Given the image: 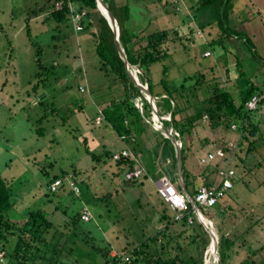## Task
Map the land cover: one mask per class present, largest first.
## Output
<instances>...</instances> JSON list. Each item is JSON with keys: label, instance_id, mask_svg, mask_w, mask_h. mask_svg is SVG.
<instances>
[{"label": "rangeland", "instance_id": "obj_1", "mask_svg": "<svg viewBox=\"0 0 264 264\" xmlns=\"http://www.w3.org/2000/svg\"><path fill=\"white\" fill-rule=\"evenodd\" d=\"M195 1L192 0V2ZM46 5L45 0H0V173L10 179V189L13 196L17 198L14 206L15 215L20 212L24 215L27 210L44 208L51 212L54 227L71 229L70 225L63 226L64 220L67 219L66 214L76 211L82 213L83 208L88 207L93 214L99 211L102 217L95 220L96 214L94 220L91 219L92 222L86 223L94 227L93 234L97 236L96 227L100 226L102 231L109 232H101L103 240L109 239L113 246L121 250L127 241L131 242L134 237L129 233L133 225H129L128 222L132 221L135 209L118 206L121 184L117 186V183H120L121 175L116 177L112 173L117 171V166L113 164L110 167L114 158L113 156L110 158L106 153L112 147L110 142L112 139H117V135L100 110L106 111V106L110 102L121 100L122 89L113 79L112 74L109 76L100 69L99 58L95 51V37L88 31L75 33L70 26H63L61 31L54 30V22L50 19L45 20L49 12L43 8ZM129 5L132 26L140 35L161 29H166L168 32L169 38L164 46L169 55L164 60L152 64L148 70L157 92L163 93V86L159 82L161 79L179 83L185 77H194L191 81L202 82L200 89L204 88L205 84L201 78L204 76L205 80L217 78L231 90L233 95H238L240 84L236 81L239 71L235 56L239 57L242 70L248 74H251L256 67L251 66L256 56L254 57L253 49L242 43L241 38L237 41L234 38L224 41L225 46L231 48L228 51L229 54L218 46L211 47V50L203 46L207 38L201 26L206 25L203 27L206 30L207 25L209 23L215 25L217 19L216 12L211 6L201 9L196 19L195 14L191 13V3L188 0H139ZM246 7L251 19L242 24H234V30L246 33L256 46L257 53L264 58V21L262 19L264 0H254L253 4L247 0L233 1V13L242 12ZM35 13L38 15H34ZM209 28L212 32H214L213 29L216 30L215 35L218 36V32L220 35V29L217 26L213 28L210 25ZM34 42L46 48L45 56L48 59L52 58L51 61L54 60L56 63L48 74H51L49 75L51 78L53 75L57 76L59 81L45 90L40 84L38 85L39 79L35 76L38 67L35 61ZM144 44L145 41H142V45ZM164 64L168 68L166 76H163ZM129 73L134 82L141 87L147 99L148 85L142 80L139 69L136 66H130ZM33 84L37 86L32 87ZM42 95H45L46 101H49L50 97L56 101L57 110L54 113L47 105H39L38 100ZM162 96L164 95L154 98L155 101L151 98L150 101L147 99L151 103L153 113L146 118L149 125L140 133V139H138L139 145L142 144L141 154L149 152L152 160L155 156L156 143L160 141L158 138L160 136L156 132L160 131L165 137L170 136L171 130V135H175L174 132H176L171 127L168 128L169 132L163 127V120H170L169 114L159 115L156 104L155 109L153 107V103ZM188 96L190 102H193L191 94ZM133 103L139 111L143 110L140 98H133ZM47 112L49 113L47 120H42L40 124L33 122L41 113ZM96 112L97 117L94 118ZM182 115L184 117L186 114ZM27 117L30 119L27 120ZM129 118L131 116H127V120ZM207 124L208 119L204 117L202 124L195 128L189 137L194 153L188 155L186 164L191 166L197 175H200L202 168L206 165L207 161L200 160V156H205L204 153L209 146L213 147L223 138L226 141L235 138L233 142H227L234 144L239 138L236 137V131L230 129L228 132H223L221 128L211 131ZM39 127L43 128L41 135ZM165 130L167 133L164 132ZM205 138L207 141L202 146L201 143ZM117 141L120 143L118 139ZM173 144L175 146L179 144V141H174ZM263 145L247 154V162L236 168V179L241 176L250 190L256 193L247 197V208L240 209L242 207L240 204L232 205L233 213L241 212L245 217H251L247 218L250 222L260 219L259 222L264 228ZM92 153L99 156V160H96ZM258 162L259 164L255 165ZM163 164L165 165V162ZM222 164L224 163L221 162ZM73 167L75 172H70L67 177H76L72 179L80 185L82 193L79 192V196L78 193L72 196L63 190L58 192L57 196L51 195L52 203L49 202V197L45 195V172H48L50 176L61 175L63 171ZM178 173L177 170V176H179ZM176 177L175 181H177ZM153 179H147L146 185L152 186ZM170 179L173 181L171 177ZM220 180L219 177L218 181ZM197 182L202 183L203 180L199 178ZM176 185L178 186L177 183ZM115 193L116 196H114ZM134 196L130 195L129 198ZM95 200L99 203L97 205L99 207L94 206ZM55 205L58 209L54 213ZM248 220L246 221L242 216L228 219L230 226L236 224L234 228L227 226L225 233L236 230L240 234ZM109 223L113 225L114 235L110 232ZM118 233V240L115 241L114 238ZM215 233L218 237L216 223ZM261 234L264 236V229ZM249 239L256 246L255 236H250ZM208 247L205 252L209 251ZM237 249L241 254L235 256L232 264H239L245 255L244 250L246 253V248L243 246H238ZM114 250L118 251L117 248ZM217 256L218 259L214 260L219 264L218 252ZM0 264H9L6 254L0 253Z\"/></svg>", "mask_w": 264, "mask_h": 264}, {"label": "trees", "instance_id": "obj_2", "mask_svg": "<svg viewBox=\"0 0 264 264\" xmlns=\"http://www.w3.org/2000/svg\"><path fill=\"white\" fill-rule=\"evenodd\" d=\"M56 1L58 0H45L47 5L43 8L49 10L45 20H52L55 24L53 29L61 31L63 26L73 27L69 8L70 3L74 12L84 11L85 13L80 20L81 30H76L74 27L73 29L76 33L88 31L95 37V51L99 58L100 69L109 76L112 74L113 79L121 86L122 99L110 102L106 106V111L100 110L108 120L107 122L111 123L116 135L122 137L121 139L124 141L126 148L123 150L128 151L126 155H121L123 150L120 151L119 158L114 159V165L117 166L116 173L121 174L124 171L122 174L125 179L136 180L134 177L128 178V172L137 169L144 171L145 167L144 169L141 166L137 167L138 161L135 156L141 150L138 141L140 133L149 125L146 118L153 113L152 106L145 98L140 87L131 78L120 55L119 46L123 49L130 66H136L139 69L141 78L147 83L151 94L155 98L164 95L157 99L155 103L158 109L157 113L159 115L161 113L169 114L170 120H163L164 127L167 129L171 127L178 133V136L173 135V137L181 143V172L186 188L191 178L186 169L188 166L186 162L189 158L188 155L194 153L191 148V139H189L192 131L202 124L204 117L208 119L207 126L211 131L221 128L223 132H228L231 125L236 124V129L240 132L237 142L235 141L237 146L232 160L230 161L228 157L207 161L204 166L211 167L215 176L218 175L219 177V170L234 169L233 186L213 206L200 209H202L201 211L206 218L216 223V231L219 233L217 237L219 264H232L235 256L241 254L237 249L238 246L246 248V253L244 250L245 255L239 264H264V236L261 234L264 228L259 222L260 219L250 222L247 218L251 217H245L241 212L233 213L232 205L240 204L242 205L240 209L248 207L247 197H249L250 187L246 185L241 176L236 179V168L238 165L241 167L247 162V154L261 148V144H264V108L262 110L260 108L250 110L246 105L247 101L255 94L260 97L261 101H264V58L257 53L256 46L246 33L234 30V24H242L244 21L251 19L247 10L249 5L242 12L233 13L234 0H196L195 2L188 0L191 3V13L195 16L201 9L208 6H211L216 12L215 25L209 23L206 30L203 29L206 25L201 26L207 38L203 45L206 46L205 48L211 50V47L218 46L225 53H228L231 48L225 46L224 41L229 38H234L237 41L241 38L245 46H248L251 50L253 49L254 57L256 56L254 58L255 62L251 64L252 67L256 66V69H253V71L255 70L254 73L253 71L251 74L244 72L241 68L242 62L237 55L235 56V63L239 71L236 81L237 84H240V87L238 95H233L231 90L227 89L217 78L215 80H205L201 74L199 76L204 81V88L200 89L202 82L191 81L194 77H185L179 83L161 79L159 82L163 86V93L155 90L154 82L149 77L148 70L152 64L164 60L169 55L167 48L164 46L169 36L166 29L140 35L133 28L131 6L129 4L139 2V0H103L117 22L118 37H116L108 21L100 12L97 0H60V8L55 7ZM253 1L250 0V4H253ZM34 15L38 14L35 13ZM195 18L198 19L197 16ZM262 19L264 21V17ZM210 25L213 28L217 26L220 29V35L219 32L218 36L215 35L216 30L213 29L214 32H212L209 28ZM142 41H145L144 45H142ZM33 44L35 45V61L38 67L35 76L36 79H39L38 85L40 84L45 90L59 81L57 76L52 74L51 78L49 76L51 74H48L50 69L56 66V63L54 60L51 61L52 58L48 59L45 56L46 48L45 50L42 45H38L39 43L34 42ZM162 69L163 76H166L167 65L164 64ZM254 76L258 78L254 79ZM34 85L32 87L37 86ZM188 94H191L194 99L193 102H190ZM44 96L42 95L38 100L39 105H47L54 113L57 110L56 101L53 97L46 101ZM136 97L142 100V111H139L133 103V98ZM182 114L186 115L183 117ZM127 116H131V118L127 120ZM48 117V112L41 113L33 122L40 124L42 120L45 121ZM28 119L30 118L27 117ZM39 130L41 135L43 128L39 127ZM156 133L160 136V141L156 143L155 161L151 159L146 162L145 160L144 164L149 169L154 170L157 162L160 165H164L163 162H165L166 167L162 170V174L169 175L174 181L177 176H175L177 170L175 146L170 137H165L160 131ZM206 141L207 138L201 143L202 146ZM128 145H130L131 150ZM217 148H222L225 153H230L233 150L225 138L215 143L211 147V152H214ZM86 150L91 153L88 149ZM106 153L112 158V153L107 151ZM205 156H200V160ZM95 158L99 160V156L96 155ZM221 162L224 164L221 165ZM258 164L259 162L255 165ZM70 172H75L74 167L63 171L61 175L50 176L48 172H45V195L49 197V202H51V195L57 196V193L63 190L74 196L76 192L70 185L71 181L76 183L80 192L82 191L80 185L74 180L75 176H73L74 179H72V176L67 177ZM141 174V176H145L143 173ZM56 179L61 180L59 189L51 191L49 186ZM9 181L10 179L0 173V253L6 254L9 264H204V251L211 241L204 225L192 211L190 212L193 218L192 223H188L187 214H184L180 220H176L159 194L160 201L158 204L164 206L160 218L164 222L163 227L143 239L138 240L136 236L133 237L134 240L127 241L125 247L118 250L117 254L111 255L112 242L103 240L102 230L99 226L96 227L98 232L95 236L93 234V232L95 233L94 227L86 224L92 222L91 219L94 220L92 212V217L88 221L81 218V211L67 213V219L64 220L63 226L70 225L71 229L54 227L51 212L44 208L27 210L24 215L21 212L15 215L14 206L17 198L13 196ZM220 183L221 180L216 185L212 183H206L205 185L220 186ZM178 188L180 189V185ZM246 191L247 193H245ZM79 195L80 193H78ZM78 199L81 200V198ZM57 209L58 207L55 205L54 213ZM99 213V211L96 212L97 216L101 217ZM240 216L246 221L248 220L246 227L240 234L236 230L226 234L227 226H230L228 219L240 218ZM218 220L219 223H217ZM235 224H232L230 228H234ZM250 236H255L256 246L253 245L252 241H249ZM125 254L129 256L128 261L120 262L121 256Z\"/></svg>", "mask_w": 264, "mask_h": 264}, {"label": "crops", "instance_id": "obj_3", "mask_svg": "<svg viewBox=\"0 0 264 264\" xmlns=\"http://www.w3.org/2000/svg\"><path fill=\"white\" fill-rule=\"evenodd\" d=\"M249 1L250 0H247V2H249ZM72 29H73V27H72ZM74 32L76 33L75 30H74ZM79 87H81V86H79ZM87 90H88V88H87ZM96 113L94 114L95 115L94 118L97 117ZM232 130L236 131V134H237L236 137H239V132L240 131L237 130L236 128L232 129ZM164 132H166V131H164ZM226 135H227V133H226ZM119 138H120V136L118 137V135H117V139L119 140L120 143H118L117 139H112V141L110 142V145L112 146L109 149L110 153H119L123 149H126L125 146H124V141L121 139L122 137L120 138L121 140ZM158 138L160 139V137H158ZM234 140H235V138H234ZM234 140H228L227 142L231 143ZM237 140H236V142H237ZM141 145H139L140 148H141ZM128 146L130 147V145H128ZM129 149H131V148H129ZM141 151H142V148L138 152L137 156H135L137 161H138V163L136 165H137V167H140V166L143 167V169L145 167L144 171L142 170L143 171L142 173L145 176H141L142 175L141 174L140 175L141 177L139 176L140 178L138 177V179L136 178V180H127V179H125V177L122 174V173H124V171L121 174L115 173L116 170L112 171V173L115 174L116 177L121 175V178L119 180L120 183H117V186L121 184V190H120V194H119L120 199L118 201L119 202L118 206L121 207V208L124 207V208L132 209V210L135 209L134 213H133L132 221H129L128 223H129V225L132 224L133 228H134V229L133 228L130 229L129 233L132 234L134 237L136 236V238L138 240L143 239L146 236H150V235L154 234L156 231L161 229L163 227V225H164V222L160 219L161 218V214H162V209H163L164 206L158 205V202L160 201V197L158 195L159 193L157 192L156 182H157V179L161 175H165V174H162V170L165 169V167H166L165 165H162V164H161L162 165L161 166L157 162L154 170L149 169L148 166L147 167L145 166L144 161L146 160V162H149L151 160V156L149 155V152H147L146 154H143V153L141 154ZM211 151H212V149L209 146V148H207V150H206V152L204 154L206 155L208 152H211ZM153 161H155V159H153ZM113 164H114V162H112L110 167H112ZM186 169H187L188 173L191 175V178L188 181L187 188L185 187V183H184L182 172H181V176H182L181 177V179H182L181 181L179 179V176H177V181H175V180L174 181L171 180V181L174 183V185L177 188L180 185V189L178 188V190H180L187 197V199H189V200L193 198V195H194L195 191L201 185H205L206 183L207 184L212 183L213 185L214 184L216 185L219 182L218 181L219 176L218 175L215 176V173L213 172L211 167H203L202 170H201L200 175H197V172L193 171L191 169V166H189V165L186 167ZM178 175H179V173H178ZM151 178H154L153 179V183H151L152 186L149 185V184L146 185V183H145L146 180L147 179H151ZM199 178H201L203 180L202 183H198L197 182V180ZM176 183L178 184V186L176 185ZM122 185H123V187H122ZM254 192L256 193V191H254V190L253 191H249L248 196L249 195L251 196V194L254 193ZM134 194H135V196H134ZM136 194L138 195L137 197H136ZM130 195H133L134 197L133 198H129ZM114 196H116V193H115ZM96 200L94 202V206L99 207V206H97V205H99V203H97ZM170 211H171V209H170ZM171 214H173V217H174V213L172 211H171ZM93 215L95 217L96 213L93 214ZM155 215H156V218L154 219ZM98 217L99 216H97V218ZM97 218H96V220H97ZM99 218L101 219V217H99ZM198 220L203 224V222L200 219H198ZM210 221L212 223V229L214 230V233H215V222H213L212 220H210ZM109 226L111 228L110 232H112L113 235H114L113 225L109 223ZM100 230H101V228H100ZM101 232L102 233H104V232L109 233L108 231H101ZM118 236H119V233L116 234V237L114 238L115 241L118 240ZM105 241H109V239H105ZM115 248H117V250H119V247H117L115 245L114 246L112 245L111 255L117 254V251L114 250Z\"/></svg>", "mask_w": 264, "mask_h": 264}, {"label": "built area", "instance_id": "obj_4", "mask_svg": "<svg viewBox=\"0 0 264 264\" xmlns=\"http://www.w3.org/2000/svg\"><path fill=\"white\" fill-rule=\"evenodd\" d=\"M61 1L58 0L55 3L56 8H60ZM69 8L71 10V21L73 23V27L76 30H81L82 26L80 24V20L82 16L84 15V11L74 12L72 10L71 3L69 4ZM247 107L250 110H254L257 108H260L261 110L264 108V101H261L260 97L258 95H253L246 103ZM141 108V107H140ZM139 108V109H140ZM142 111V110H141ZM160 121V120H159ZM160 123H162L160 121ZM237 128L236 124L231 125V129ZM172 133V130H171ZM176 136H178L177 132H174ZM173 135V134H172ZM179 144H181L179 142ZM233 148V150L230 153H225V151L222 148H217L214 152H208L205 156V158L202 159V161H212V160H220L224 158L232 160L233 154L235 152L237 143L235 144H229ZM128 154V151L123 150L121 155ZM120 153H115L113 155L114 159L119 158ZM142 170H134L130 171L127 174L128 178H137L141 175ZM219 175L221 177V183L220 186H206L201 185L197 190L193 197V199H187V197L178 190V188L174 185V183L171 181L170 177L168 175H162V177H159L156 182L157 186V192L159 193L160 197L166 202V204L169 206L171 211L174 213V218L176 220H180L184 214H187V221L188 223H192L193 218L190 214L192 211L195 213V215L200 219L202 222L204 221L211 229H212V223L211 221L204 217L202 214V211L200 208H208L213 206L219 199H221L226 192L233 186V180H234V169L227 168L225 170H219ZM61 184L60 179H56L53 181L49 188L51 191H56L59 189V186ZM70 185L74 189L76 193L80 192L79 187L74 183L73 181L70 182ZM92 217V213L88 207H84L81 213V218L84 221H88ZM208 252L204 253V263L205 264H217V253L214 251V247L212 245V241L210 242V246L208 247ZM215 255L216 260L215 259ZM129 256L123 255L121 256L120 262L122 261H128ZM216 261V262H215ZM114 264V263H109Z\"/></svg>", "mask_w": 264, "mask_h": 264}, {"label": "water", "instance_id": "obj_5", "mask_svg": "<svg viewBox=\"0 0 264 264\" xmlns=\"http://www.w3.org/2000/svg\"><path fill=\"white\" fill-rule=\"evenodd\" d=\"M97 5H98V8L100 10V12L102 13V15L106 18V20L108 21V24L109 26L111 27V29L114 31L116 37H118V27H117V22L116 20L114 19V17L111 15V13L109 12L106 4L104 3L103 0H97ZM118 41V39H117ZM119 52H120V55L129 71V67H130V64L127 62V59H126V55L125 53L123 52V49L119 46ZM132 78V77H131ZM133 79V78H132ZM135 81V80H133ZM140 87V86H139ZM141 89V87H140ZM142 91V90H141ZM146 94H147V99L148 101H150L151 99L153 101L154 100V96L151 94V92L149 91L148 88H146ZM151 98V99H150ZM151 104V103H150ZM153 107L155 109V103H153ZM156 113V112H155ZM157 114V113H156ZM166 131V130H165ZM169 132V131H168ZM167 133V131H166ZM170 136V139L172 140V142L174 141H177L175 140V138L173 137V135H171V133L169 132ZM180 147H181V144H177L175 145V151H176V158H177V169H178V172H179V179L180 181L182 180L181 179V156H180ZM203 225L205 226L206 230L208 231L209 233V236L211 238V241H212V245L214 247V251L217 253L218 252V247H217V237L215 236V233H214V230L211 229L204 221H203Z\"/></svg>", "mask_w": 264, "mask_h": 264}, {"label": "clouds", "instance_id": "obj_6", "mask_svg": "<svg viewBox=\"0 0 264 264\" xmlns=\"http://www.w3.org/2000/svg\"><path fill=\"white\" fill-rule=\"evenodd\" d=\"M193 199V198H192ZM203 214V213H202ZM204 216V215H203ZM205 217V216H204ZM210 240H211V238H210ZM211 242V241H210Z\"/></svg>", "mask_w": 264, "mask_h": 264}, {"label": "bare ground", "instance_id": "obj_7", "mask_svg": "<svg viewBox=\"0 0 264 264\" xmlns=\"http://www.w3.org/2000/svg\"><path fill=\"white\" fill-rule=\"evenodd\" d=\"M217 256L215 255V258H216Z\"/></svg>", "mask_w": 264, "mask_h": 264}]
</instances>
